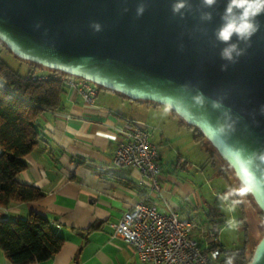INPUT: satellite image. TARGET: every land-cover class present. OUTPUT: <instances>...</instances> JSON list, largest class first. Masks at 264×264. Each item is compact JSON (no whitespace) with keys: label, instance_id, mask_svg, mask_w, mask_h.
Returning <instances> with one entry per match:
<instances>
[{"label":"water","instance_id":"obj_1","mask_svg":"<svg viewBox=\"0 0 264 264\" xmlns=\"http://www.w3.org/2000/svg\"><path fill=\"white\" fill-rule=\"evenodd\" d=\"M141 2L146 10L137 17ZM173 2L0 0V41L19 60L169 109L201 132L240 183L241 160L264 151V15L251 46L233 64L221 59L227 45L213 34L226 0L210 9L190 0L184 19L172 15ZM201 11H210L212 20L201 22ZM197 91L206 98L203 107L193 106ZM213 100L222 107L213 109ZM228 124L231 129L218 131ZM252 172L247 193L264 218V165ZM248 264H264V234Z\"/></svg>","mask_w":264,"mask_h":264},{"label":"crops","instance_id":"obj_2","mask_svg":"<svg viewBox=\"0 0 264 264\" xmlns=\"http://www.w3.org/2000/svg\"><path fill=\"white\" fill-rule=\"evenodd\" d=\"M0 50H4L1 45ZM126 122L144 124L152 131L151 143L160 151L159 167L161 159L174 152L191 164L196 157L186 152V145L192 152L199 147L205 149L213 167L220 166L216 156L207 146L196 143L192 132L169 109L135 102L104 89H99L94 103L89 104L67 88L60 109L45 112L39 119L40 141L25 157L26 169L16 177L22 184L39 188L44 198L0 208V219L9 221L36 213L65 240L53 259L37 264H147L138 258L132 245L114 235V225L122 214L141 202L155 206L160 213L174 210L181 217L192 218L193 211L187 205L193 206L191 197L203 206L198 185L175 174L160 170V190L155 191L139 170L113 166ZM221 173L223 170H218ZM220 221H213V225ZM0 264H10L1 251Z\"/></svg>","mask_w":264,"mask_h":264},{"label":"trees","instance_id":"obj_3","mask_svg":"<svg viewBox=\"0 0 264 264\" xmlns=\"http://www.w3.org/2000/svg\"><path fill=\"white\" fill-rule=\"evenodd\" d=\"M0 45L7 53L13 55L1 41ZM14 58L17 59L15 56ZM17 60L28 64L34 70L42 69L38 65ZM47 72L48 79L32 80V77H35L33 70L26 76H21L0 59V208L2 209H7L12 203L38 202L45 196L39 188L22 184L17 181L16 177L26 169L25 157L35 149L40 141V133L37 129L39 119L45 112L59 110L61 97L67 91V87L58 78L62 76L61 73L48 70ZM135 102L165 108L149 101ZM172 114L178 117L174 112ZM180 120L183 125L193 130V139L196 143L209 145L210 149L208 147L207 149L211 154L219 157L199 130L185 124L181 118ZM221 175L226 177L223 173ZM238 184L240 185L239 182ZM230 189L232 187L228 188ZM251 200L253 201L252 197ZM238 205L242 210V219L246 220L247 215L243 212L242 203ZM261 218L264 221L262 213ZM213 221L212 219L211 222L214 223ZM245 232L248 236L247 222H245ZM262 236L252 245H248L247 240L241 249L222 250L218 264H225L229 256L234 257L233 264H248ZM64 244L65 240L52 231L48 220L36 213H31L26 219L11 221L0 219V251L10 264L47 262L61 251Z\"/></svg>","mask_w":264,"mask_h":264},{"label":"built area","instance_id":"obj_4","mask_svg":"<svg viewBox=\"0 0 264 264\" xmlns=\"http://www.w3.org/2000/svg\"><path fill=\"white\" fill-rule=\"evenodd\" d=\"M48 78L35 76L32 80ZM58 78L85 102L94 103L98 86L64 74ZM120 133L122 139L113 166L118 170H139L152 189L159 191V153L151 143L152 131L144 124L126 122ZM114 235L132 245L138 258L147 264H217L222 251L215 228L193 217H181L174 210L160 213L155 206L141 202L122 214L114 225Z\"/></svg>","mask_w":264,"mask_h":264},{"label":"rangeland","instance_id":"obj_5","mask_svg":"<svg viewBox=\"0 0 264 264\" xmlns=\"http://www.w3.org/2000/svg\"><path fill=\"white\" fill-rule=\"evenodd\" d=\"M0 58L12 71L17 72L21 76H26L31 70H33L34 74L38 77L48 74L47 70L44 68L40 70L32 69L31 66L18 61L5 50H0ZM187 128L193 135V130L189 127ZM153 139L151 141H153ZM207 147L210 149L209 145H207ZM185 149L186 152L189 151L192 154L194 153L193 155L196 157V159L191 160V164L178 158L176 152L171 153L170 156L166 154L159 163L160 170L163 173L175 174L180 179H186L193 185H198L199 197H202L204 204L203 206L200 204L198 206V201L191 197L193 206L187 204L193 211L190 217L202 221L212 228H216L219 233L218 244L224 251L241 249L245 246L247 240L248 245L255 244L264 233V221L261 218L260 210L251 200V197L247 193L242 197H238L244 207L243 212L247 215L246 220L242 219V210L239 205L233 208L231 200H229L221 206L217 200L218 193L226 192L229 187H232V189H238L240 187L232 169L226 165V163L222 162L215 154L221 166L217 168L218 170H223L226 176L224 178L218 174L217 168L213 167L210 159L211 157L205 149L199 147L196 152H192L190 145H186ZM158 152L160 151L158 150ZM211 212L214 216L211 215ZM219 218L221 221L217 222L216 226H214L211 220L214 219V221H218ZM229 222H233L235 227H229ZM245 222H247L249 226L248 236L245 232Z\"/></svg>","mask_w":264,"mask_h":264},{"label":"clouds","instance_id":"obj_6","mask_svg":"<svg viewBox=\"0 0 264 264\" xmlns=\"http://www.w3.org/2000/svg\"><path fill=\"white\" fill-rule=\"evenodd\" d=\"M199 4L203 9H210L217 4V0H199ZM145 10L146 4L144 2L139 3L136 7V16H142ZM170 10L173 16H179L180 19H184L185 12H191L192 4L190 0H174ZM261 15H264V0H226L223 12L220 15L221 23L213 33L217 41L227 45L221 50V59L234 64L239 57L245 54L246 49L251 46V38L260 30L261 25L257 18ZM199 19L201 22H210L212 13L210 11H201ZM91 27L96 32L101 30V25L96 22H93ZM233 37L239 43L244 44L245 47L241 48L239 43L232 42ZM226 69L227 65H221L222 71ZM191 99L194 107H203L206 103V98L199 91ZM211 107L219 109L222 104L213 100L211 101ZM260 111L261 114H264V106H261ZM225 115L227 116L228 112ZM226 128L231 129L232 124L220 126L218 131L224 133ZM260 165H264V151L259 154L253 153L241 160L239 169L240 187L238 189H230L224 193H218L217 200L221 206L229 200H231L233 208L241 203V200L237 197H242L250 191L251 183L255 178L252 168ZM228 226L235 227V224L229 222ZM215 255L217 254L214 253L213 256L215 257ZM233 259V256L227 257L225 264H233Z\"/></svg>","mask_w":264,"mask_h":264},{"label":"bare ground","instance_id":"obj_7","mask_svg":"<svg viewBox=\"0 0 264 264\" xmlns=\"http://www.w3.org/2000/svg\"><path fill=\"white\" fill-rule=\"evenodd\" d=\"M215 234H219L216 228H215Z\"/></svg>","mask_w":264,"mask_h":264}]
</instances>
